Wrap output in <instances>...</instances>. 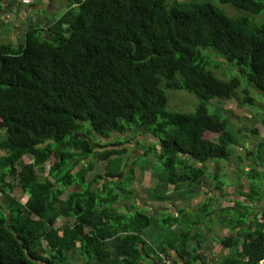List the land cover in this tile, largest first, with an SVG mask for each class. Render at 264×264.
<instances>
[{"label": "trees", "instance_id": "1", "mask_svg": "<svg viewBox=\"0 0 264 264\" xmlns=\"http://www.w3.org/2000/svg\"><path fill=\"white\" fill-rule=\"evenodd\" d=\"M39 1L48 14V4ZM218 1L264 14V0ZM69 4L74 6L47 28L25 30L19 47L0 43V129L6 132L0 136V193L5 196L0 203V264H74L70 254L76 250L80 264H167L173 260L168 248L178 252L183 264H199L200 250L186 249L199 219L173 242L151 248L143 236L153 217L136 203L132 213L119 211L128 198H139L132 188L143 183L150 153L165 171L150 197L154 201H165L170 185L187 201L207 177L222 190L238 188L245 177L251 194L238 192L248 203L238 199L240 210L227 208L235 213L227 224L239 233L220 241L223 249L235 251L217 264H264V208L258 214L253 208L263 200L264 141L237 158L240 164L249 156L254 165L249 171L241 166L235 179L209 171L232 159L237 144L227 118L210 112L211 100L236 98L242 88L240 105L260 112L253 89L264 95V25L229 17L200 0ZM5 10L0 0V17ZM221 64L238 72L221 79L214 73ZM168 90L170 95L187 91L201 102L192 112L171 110ZM206 132L218 136L213 140ZM113 134L118 138L108 141ZM139 135L158 141L148 143L150 150L131 162V150L123 145ZM26 156L32 163L23 165ZM53 158L55 164L46 170ZM100 163L105 174L88 181ZM40 170L47 173L44 179ZM100 181L104 183L95 188ZM19 186L26 203L13 196ZM212 199L197 214L211 216ZM162 217L166 226L182 222ZM62 218L74 219V224L60 227Z\"/></svg>", "mask_w": 264, "mask_h": 264}, {"label": "rangeland", "instance_id": "2", "mask_svg": "<svg viewBox=\"0 0 264 264\" xmlns=\"http://www.w3.org/2000/svg\"><path fill=\"white\" fill-rule=\"evenodd\" d=\"M44 1L46 4H48V6H46L49 9L48 14H43L42 11L44 10V5L39 0H2V3L6 7V10L2 13L3 20L0 21V25L1 24L3 25V27L0 28V38H1L0 41L2 42L12 41L13 43L15 42L17 47H19L20 44L24 43V32L30 26L40 25L44 28H47L49 24L54 23L58 19V17L65 12L66 9L69 10L74 6L73 4H69V0H54L53 2H50L49 0H44ZM171 1L172 0H169V2ZM181 1H191V0H181ZM200 1L211 2L212 4L219 7L222 11H224V13L229 17H233V18L246 17L251 19L254 23L258 25H264V14L256 16L251 13L238 10L233 6L220 4L218 0H200ZM15 32L17 33L16 35H14ZM216 59L219 62H224L218 59L217 57ZM226 66H227V72H224ZM230 72L236 73L238 72V69L233 68V66H229L228 64H221V68H219L217 71H214L216 76H218L221 79H229L230 77L234 76V74L228 75V73ZM227 75L228 77H226ZM243 80L246 81V84L248 83V79L246 77L243 78ZM241 89L242 88H240L239 90V93L241 94L237 95L236 98L223 100V101L211 100L210 102V112L218 115L220 118H227L230 130H232V132L235 134L237 141V144L235 146L236 151L232 159H229L226 163L221 164L220 170H215V165L209 167V171L212 174V176L221 171L223 172L222 175L232 174L230 178L235 179V177L233 176L236 174V172L240 171L241 166L245 169V171L251 170L250 167L254 165V163L252 161H249V156H247L245 158V161L243 163L241 162L240 164H238L239 162H237L238 161L237 158L246 151V148H249V150L255 149L256 144H258L262 140L264 141V95L261 92L257 93L256 90L253 89V95L256 98V104L259 106L260 109V112H258L257 110L251 107L240 105L241 99L243 97ZM170 92L171 90L167 91V95L169 99L168 108L171 110L175 109L183 112H192L195 111V109L201 102V100L195 94L189 93L187 91L173 92L171 93V95ZM257 128L259 129V132L254 134L252 131ZM1 131H0V135L5 132V130H1ZM117 136L118 135L113 134L107 140L114 141L118 138ZM217 136L218 135L215 133L206 132L207 138L215 140ZM153 139H155L156 142L158 141V139L154 137ZM105 140L106 139H102V142L104 143ZM155 141H151L148 135H139L133 137L131 141H129V143H127L126 145H123V148L124 146H128L129 150H131L130 155L135 157L133 158V160L135 159L137 160L136 155L140 152L138 154L139 157L140 155L143 154V151L146 152L149 151L150 146L148 145V143L153 144L155 143ZM100 150H101V146H99L98 148V151ZM149 157H151L152 160H148L149 165L146 167L147 172H150L149 169L151 168L152 172H154L155 175L158 174L160 175V173L164 175L165 173L164 168L154 158V155L150 153ZM55 162L56 159L53 158L52 161L46 165L45 169L48 170L52 165L55 164ZM259 170L263 171V168L259 166ZM105 172H106L105 164L100 163L96 166L95 169L96 175H104ZM39 173L42 179H44L47 176V173H45L44 171L40 170ZM222 175L219 174L218 176L222 177ZM94 176L88 174L87 180L88 181L91 180ZM21 179L26 180L23 177H21ZM211 180L213 181L212 178ZM211 180L208 177L206 178L204 185L207 188H212L211 184L216 186L214 181L212 182ZM221 181L222 183L227 184V178L226 179L221 178ZM230 182H232V180H230ZM103 183H104L103 181H100L95 186V188L100 187ZM142 184H143L142 181L141 182L137 181L135 187L136 190L139 191V196H141V198H143V200L146 201L147 199L145 198V196L148 189L143 188ZM158 184H159V179L153 176L151 180V186H152L151 190H153L154 187L157 188ZM237 187L238 188L235 189H227V199L232 201H235L236 199H240L248 203L245 197L239 195V192L246 195L251 194V183L244 177L242 180V184ZM71 191L72 190H68L64 198H66ZM260 195L262 196L263 200L253 204V208L257 214L261 212L264 208V187H261ZM13 196L17 200H20L22 203H26L27 201V197L23 191L22 186H19L14 190ZM141 198L139 200H141ZM0 203L1 204L5 203V196L2 193H0ZM228 205L229 204H227V206ZM232 208H237L240 210V206L236 205V203H235V207ZM120 210L123 209L121 208ZM227 214H233V213L228 212ZM233 215H235V213ZM150 217H153V223L144 232L143 237L151 248H157L160 245V239L161 237H163L162 235L164 233L168 236L169 233L178 236L176 230L162 223L161 220L163 218L162 215L155 214L154 216L153 214H150ZM73 224H74V219L62 218L58 226L63 227L64 225L67 226ZM214 240L218 241L219 238H214ZM233 251L235 250H230V249L223 250V248L220 249L219 251L220 256L218 257V262L229 255L227 254V252L232 253ZM70 256L71 259H73L74 264H80L79 254L77 250L71 253Z\"/></svg>", "mask_w": 264, "mask_h": 264}, {"label": "crops", "instance_id": "3", "mask_svg": "<svg viewBox=\"0 0 264 264\" xmlns=\"http://www.w3.org/2000/svg\"><path fill=\"white\" fill-rule=\"evenodd\" d=\"M2 16L3 14H1L0 21L3 20ZM16 34L17 33L15 32L14 35ZM0 43H2V41H0ZM5 133L6 132L1 134L0 136H4ZM150 140L155 141V139L153 138ZM131 157H132L131 162L136 160V159L133 160V158L135 157L133 156ZM29 163H32V157L26 156L23 159L22 164L25 165ZM149 171L150 172L146 171L144 173L143 175L144 180L142 184L143 188L148 189L146 196H145L147 200L144 201L143 198H141V196L139 195H138L139 197L138 199L128 198L124 202V205L120 206V209L122 208L123 210H119V211L123 213H132L133 211L138 209L137 207H141L142 210L146 211V213L149 216L150 214H153L154 216L155 214H158V215L166 214L169 217H174V218L180 217L182 220L181 223L173 227H170L169 225H167L170 228L176 230L178 235L186 231L187 225H189L190 222L199 219L200 222L192 229L193 230L192 234L195 235L196 237L189 243V245H187L186 249L187 250H192V249L200 250L198 251V254H201V256L203 257V260L199 264H217L218 257L220 256L219 251L220 249H222L220 241L223 238L227 237V235H234L235 233H239V229L234 230L232 226H229L227 224V220L230 219V217L234 216L233 215L234 213L227 214V208H229L228 206H230V208L234 207L236 203L235 201L238 199H236L235 201L227 199V187L224 190H222V189L215 188L216 186L214 185L212 186V188H207L204 185L203 187H197L196 189H194V191H197V192H195L192 195L191 200L188 199L187 201H181V198L178 192L175 190V186L170 185L168 187V193L166 194L165 201H154L150 197L154 195V190L157 188L154 187L155 189L153 188V190H151L152 188L151 180L153 176L160 179L159 178L160 175L159 174L155 175L154 172H152L151 168L149 169ZM90 174L93 176L96 175L95 171ZM155 186H156V183H155ZM230 189H233V188H230ZM132 190L135 191L136 193L137 192L139 193V191L136 190L135 186H133ZM140 198L141 200H139ZM209 198H213L209 204V211H211L212 215L207 216V213L197 214V212L200 209V205L207 203V201H209ZM135 203L137 204V207H135ZM227 204L229 205L227 206ZM183 210H185L186 213H190V214L193 213L194 215H190V216L183 215L185 214ZM162 236L163 237H161L160 239V245H161V242L163 241L173 242L174 237L176 235L169 233V236H168L164 233ZM214 238H219V240L216 241L214 240ZM167 253L173 257V260L167 261V262H172L176 264L175 261H178L180 264H183V261L180 258L176 250L172 248H168ZM227 254H230V253L227 252ZM163 258L166 259V257H163ZM147 261L142 262L141 264H154L151 261H148V262Z\"/></svg>", "mask_w": 264, "mask_h": 264}, {"label": "built area", "instance_id": "4", "mask_svg": "<svg viewBox=\"0 0 264 264\" xmlns=\"http://www.w3.org/2000/svg\"><path fill=\"white\" fill-rule=\"evenodd\" d=\"M167 264H174V263H172V262H167Z\"/></svg>", "mask_w": 264, "mask_h": 264}, {"label": "flooded vegetation", "instance_id": "5", "mask_svg": "<svg viewBox=\"0 0 264 264\" xmlns=\"http://www.w3.org/2000/svg\"><path fill=\"white\" fill-rule=\"evenodd\" d=\"M149 145H150V143H149ZM139 153H140V152H139ZM139 153H138V154H139ZM138 154L136 155L137 157H138Z\"/></svg>", "mask_w": 264, "mask_h": 264}, {"label": "water", "instance_id": "6", "mask_svg": "<svg viewBox=\"0 0 264 264\" xmlns=\"http://www.w3.org/2000/svg\"><path fill=\"white\" fill-rule=\"evenodd\" d=\"M256 214H257V213H256ZM256 214H255V215H256Z\"/></svg>", "mask_w": 264, "mask_h": 264}]
</instances>
